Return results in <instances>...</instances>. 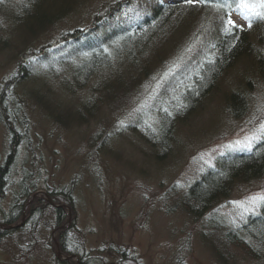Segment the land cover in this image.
I'll return each mask as SVG.
<instances>
[{"label":"rangeland","instance_id":"obj_1","mask_svg":"<svg viewBox=\"0 0 264 264\" xmlns=\"http://www.w3.org/2000/svg\"><path fill=\"white\" fill-rule=\"evenodd\" d=\"M49 1L53 12L60 7V19L33 26L25 39L12 18L15 12L8 11L18 0H0V91L14 74L22 50L31 48L37 56L41 52L32 60L30 75L20 78L13 91L5 90L10 106L19 110L22 141L5 177L0 210H9L11 202L21 198L20 183L26 179L28 186L34 181L41 190L29 204L36 197L46 199V190H70L75 200L70 217L66 208L65 224L74 226V239L92 256L117 262L126 249L140 264H264V243L253 241L240 227L261 213L264 173L236 182L231 193L202 216L193 217L182 207L189 186L216 166L221 155L250 150L264 139V77L257 65L258 56H264V30H253L254 57L235 60L198 105L176 112L184 92L194 87L193 77L217 53L219 36L230 26L216 0H172L180 3V12L166 13L170 21L155 41L150 39L141 61L146 68L138 67L141 59L136 65L112 58L108 69L94 76L74 73L75 67L98 48L120 43L128 27L134 30L143 23L161 0H133L97 32L96 15L116 0ZM240 2L221 1L232 10L236 4L238 12L231 15L247 25L238 14L253 9H242ZM249 2L256 4L254 10H262L257 0ZM77 28L82 30L78 38L65 39V33ZM110 29L115 30L107 37ZM48 44L52 49L41 51ZM117 78L122 87L106 96L104 84ZM232 93L245 103L238 115L225 103ZM43 102L64 112L63 124L50 118ZM8 130L0 116V164L10 151ZM35 216L31 230L0 241V264H58V257L66 259L54 242L58 232L52 207L44 205ZM235 230L237 238L226 240ZM250 244L259 249L255 256L247 250Z\"/></svg>","mask_w":264,"mask_h":264},{"label":"trees","instance_id":"obj_2","mask_svg":"<svg viewBox=\"0 0 264 264\" xmlns=\"http://www.w3.org/2000/svg\"><path fill=\"white\" fill-rule=\"evenodd\" d=\"M131 1L133 0H116L115 2L107 4L105 8L96 15L94 20L95 24L93 25V31L97 32L98 29L103 31V29L106 28V25L110 24L109 22L107 23V21L115 14H117L121 10V7L128 5ZM210 1L214 0H209V2ZM216 1L217 3H221V1L223 0ZM234 1L235 0H233V2ZM44 2L45 0H18L15 9L12 6L8 9V11L11 10L15 12V16H12V18L15 20L14 23L15 25H17L16 27L21 29L20 35H23L25 39L29 36L27 33L29 30L33 29V26L34 28L38 29L41 28V26H43L44 24L48 26L50 24H54L57 20L60 19V14H58V10H60V7L55 12H53L52 2H45L46 4ZM198 2L202 3L201 0H198ZM158 3L160 5L155 8L152 14L145 18L143 23L140 22L138 26H135L134 30L131 26L128 27L127 34L125 33V35L127 36H124L120 43L111 42L109 43V45L107 44L105 47H103L102 51H94V54H92L93 56L90 59L84 61L83 63H79V65L75 67L74 73H79V75H83L86 73L88 75L91 73V76H94L95 73L97 74L99 72L100 74H102V71L108 67V64L110 62H112V58L113 61H115L116 59H121L120 61L127 59L125 62L132 61L136 65L141 59L140 63H142L143 65L139 63L138 67L142 69L146 68L147 65L141 61L145 56L144 54L151 47L150 42H152L153 38H156L157 32H159L163 28L164 24L170 21L168 17L174 16L180 12L179 8L181 5L180 3H177V1L174 2L172 0H168V2H166L164 0H161ZM193 4H196V2H194ZM47 7H49L50 11L45 9ZM238 9L239 8H236L235 4V10H232L231 7H222L223 11H221L223 15H227L230 13L238 12ZM257 11L261 10L259 9ZM257 11L253 9L250 12L251 16L248 21V27L238 26L237 24H235V27L232 25L229 26L228 30L226 31V35L220 38L219 42L216 44L217 46H215L217 50V54L215 53V58L211 62L207 63L208 65L205 66L200 71V73L196 74V76L193 77L194 87L189 88L188 91L184 92L182 104L181 106H178L176 112L178 110L181 112L188 111L191 110L192 107L198 105L199 102L203 99L204 95L207 94L208 91L211 90L212 87L219 82L224 72H226L233 66V64H235V60L243 55H247L249 58L254 57L252 50L254 47V40L252 37L253 30L257 31L261 30V28L262 30H264V18H260L253 14ZM166 13H169V16H166ZM125 29L126 27L118 29L115 33H121L122 31H125ZM114 30L110 29L106 34L107 37H109ZM81 34L82 30L77 28L74 31L65 33L64 37L65 39H75L76 37L78 38ZM37 35L38 34H36L35 37H37ZM28 41H30V39ZM153 41H155V39ZM50 49H52V47H50V44H48L45 45L41 49V51L44 50V53H48ZM40 53L41 52H39V56ZM139 53L142 55L137 57V54ZM20 55V60L14 74L10 79L3 83L2 90L0 91V116L5 122V125L8 127L10 135V151L8 152L5 160L0 164V198H2L4 195L3 187L6 184L7 179L5 177L16 161V157L19 153L20 143L22 141L19 123H17L16 121L19 117V110L13 109L10 106L9 101H11V97L6 96L5 90L10 88L13 91V85L17 84V82L21 80L20 78L25 79L26 77H28L31 72L30 69L32 67V60L36 59V57H39L37 56L38 53L35 54L33 50H31V48L27 49L26 52L25 49L22 50ZM101 58L107 61H101ZM96 59L99 61H96ZM104 62H107V64H101ZM113 65L114 64H112V66ZM257 65L260 70V74L262 75V77H264V56H258ZM122 67L123 66H121V68ZM117 79L118 80L116 81L113 80V82L112 80L107 81L108 83L106 84H104L105 82H102L105 85L103 88L106 96L111 95V93L114 94L115 87H122L123 82L121 78ZM102 83L101 85H103ZM117 92L118 91H116V93ZM229 99L230 100L225 101L226 106L229 108L231 113L238 115L240 110L244 108L245 103H243L242 100L239 99V97H236L235 93H232V95L229 96ZM42 104L46 106L50 118H52L55 123H64L65 115L63 114V111L57 110V106H50L49 102H43ZM162 129V138L166 141L168 139V135L166 136V133L164 132H167V129H169L166 121L165 123L162 122ZM263 173L264 139L257 141L250 150L221 155L216 166L210 167L200 179L191 184L185 194L182 207L187 211L189 215L193 217L202 216V214H204L209 208L213 207V204L227 197L231 193L236 182L260 177ZM25 180L20 183L21 198L17 197L15 201L11 202L9 210L3 212L0 210L2 212H0V223L2 224V226H0V241L13 234V232L24 230L25 233L31 230L34 222L36 221L35 219L37 218L35 214L41 211L44 205H49L53 209L55 215L54 220L56 222L54 228L64 224L66 221L68 213L65 207L54 206L51 202L48 201L47 198L45 199L43 197H36L33 199L32 203L29 204L27 209H25V221L21 226H17L22 220L25 205L28 203L33 193L38 189L34 181L33 184H30L32 186L31 187L28 186ZM47 192L52 198V201H54L55 203H66L71 207L74 206L75 199L69 189L65 188L60 190V192L48 190ZM261 209L262 210L260 214L250 216V218L240 227L246 235L252 238L253 241H256L260 245H263L264 205ZM57 232V239L60 243V249L65 256L70 254H77L80 258L79 264L107 263V261L100 256L90 255L89 252L85 250V248H83L81 242L74 239L75 234L78 235L74 229V226L64 227ZM237 232V230L233 232L229 231L225 236L226 240L236 239ZM238 242H243L245 244L248 243L242 240H239ZM247 250H249L248 252L252 254V256H255V253L259 251V249L257 248L256 251L255 247H253L251 244L248 245ZM56 261L58 264H77L76 259H73L71 257L64 260L56 259ZM117 264L140 263L137 259V256L130 255L128 254L127 250L121 249L120 258L117 260Z\"/></svg>","mask_w":264,"mask_h":264},{"label":"snow or ice","instance_id":"obj_3","mask_svg":"<svg viewBox=\"0 0 264 264\" xmlns=\"http://www.w3.org/2000/svg\"><path fill=\"white\" fill-rule=\"evenodd\" d=\"M189 3H194L196 2V0H188ZM201 2H204V3H208L209 0H201ZM258 4H259V7L262 9L261 11H257V12H254L253 14L260 17V18H264V0H257ZM216 7L220 8V7H226L227 5L226 4H222V3H217L215 5ZM239 7H241L242 9H254L256 7V4L255 3H250L249 0H241L240 4H239ZM227 24L228 25H232V26H236L235 25V22L232 21L231 19H229L227 21ZM228 29H226L227 31ZM264 127V126H262ZM255 138V137H253ZM260 199L264 200V197H261Z\"/></svg>","mask_w":264,"mask_h":264},{"label":"bare ground","instance_id":"obj_4","mask_svg":"<svg viewBox=\"0 0 264 264\" xmlns=\"http://www.w3.org/2000/svg\"><path fill=\"white\" fill-rule=\"evenodd\" d=\"M220 9H221V8H220ZM236 13H237V12H236ZM226 16H227V15H226ZM225 35H226V32L223 31L222 34L219 36V39L222 38V37L225 36ZM218 42H219V41H218ZM102 48H103V47L98 48L97 51H98V52L102 51ZM216 54H217V53H216ZM216 54H215V55H216ZM215 55H214V57H213L212 59H208V60H206V61L204 62V64H203V65L201 66V68H200V71H201L205 66L208 65L207 63L211 62V61L215 58ZM190 186H191V185H190ZM190 186H189V187H190Z\"/></svg>","mask_w":264,"mask_h":264},{"label":"water","instance_id":"obj_5","mask_svg":"<svg viewBox=\"0 0 264 264\" xmlns=\"http://www.w3.org/2000/svg\"><path fill=\"white\" fill-rule=\"evenodd\" d=\"M36 195V194H35ZM70 209V207H69ZM25 217V213L23 214V218ZM57 246H59L58 242L56 241Z\"/></svg>","mask_w":264,"mask_h":264}]
</instances>
